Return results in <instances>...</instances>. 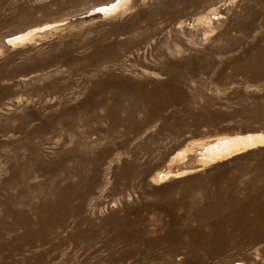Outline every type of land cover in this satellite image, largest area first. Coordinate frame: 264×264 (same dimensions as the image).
<instances>
[{
    "label": "rangeland",
    "instance_id": "374dc122",
    "mask_svg": "<svg viewBox=\"0 0 264 264\" xmlns=\"http://www.w3.org/2000/svg\"><path fill=\"white\" fill-rule=\"evenodd\" d=\"M115 1L0 0V231L10 242L0 252L6 256V264H20L19 261L21 264H182L185 248H179L173 255L160 239L152 246L138 242L131 254L125 253L126 246L121 243H111L110 250L91 252L85 249L86 245L101 246L104 239L77 237L83 228H77L75 223L91 216L98 222L112 212L122 215L127 207L137 205L139 209H132L128 216L131 220L137 215L142 217L139 236L156 238L165 233V222L170 215L160 218L162 213L155 206L148 209L152 211L142 207L144 202L165 203V194L154 193L155 187L173 184L175 200L195 202L196 207L192 209L178 204L174 210L195 226L196 213L200 210L204 213V206L217 200L220 191L223 199H243L251 193L254 183L264 184V145L219 162L226 164L225 167L215 164L200 167L192 153L188 166L195 167L193 172L179 178L170 176L159 184L152 181L154 175L168 170L160 145L168 147L183 136L188 141L182 146L212 140L221 134L264 132V76L251 74L245 84L240 82V74H234L230 82L228 76L219 75L217 64L209 72L200 71V77L189 79L185 85L189 89L198 85L201 94L179 117L185 121L183 131L180 135L173 133L176 129L171 131L170 128L177 127V120H173V126L156 134L158 141L151 140L161 125L158 120L125 131L124 124L110 129L105 105L80 112L78 102L81 104L84 100L91 84L94 63L102 64L105 69L106 65L112 67L116 61H124L163 80V72L154 68L158 59H162L154 56L155 48L151 51L155 38L149 31L163 28L169 37L183 31L187 24L181 26L172 21V12L177 8H191L200 0H127L123 5L128 9L121 14H89ZM199 3L198 8H219L223 15H228L227 8H243L246 4L264 8V0ZM221 20H213L216 29L223 27ZM136 23L147 31L141 47L134 44V38L141 33L134 29ZM256 23L261 22L256 20ZM121 25H126L127 30L122 31ZM259 31L255 29L252 35ZM212 36L209 34L206 42ZM182 38L187 41L189 36ZM98 39L113 44L110 57L91 58L94 49L101 45ZM198 39L205 41L200 36ZM239 49L236 46L234 51ZM224 70L230 72L228 67ZM210 76L212 83L208 84L205 78ZM69 105L77 113L76 119L66 111ZM172 109L168 108V112ZM33 111H63L64 117L53 113L50 125L41 127L38 117H30ZM118 114L123 115V110ZM136 115L141 117L142 112ZM20 118L21 133L16 129ZM34 127L39 129L33 131ZM137 143L139 146L135 148ZM143 143L150 145L149 150L140 147ZM105 147L109 148L107 153ZM66 148H70L71 158L63 165L56 164ZM97 158L99 164L95 163ZM145 161L149 165L145 171L138 167L130 171L132 168H123L127 162ZM183 167L171 165L169 169L175 172ZM123 169L128 170L126 174ZM66 181L85 191L87 198L84 201L76 198L73 204L63 205L61 210L68 217L50 228L42 227L46 203L55 204L59 200L51 187ZM13 196L19 197L21 203ZM8 206L12 207V213H6ZM160 220L164 223L157 227L155 223ZM201 229L206 231L208 227ZM252 249L241 250L251 263L255 257ZM232 253L235 251L229 249L224 255Z\"/></svg>",
    "mask_w": 264,
    "mask_h": 264
},
{
    "label": "bare ground",
    "instance_id": "6f19581e",
    "mask_svg": "<svg viewBox=\"0 0 264 264\" xmlns=\"http://www.w3.org/2000/svg\"><path fill=\"white\" fill-rule=\"evenodd\" d=\"M127 0H116L115 2L101 6L89 14L100 12L104 14H121L128 8L124 7ZM203 1V0H200ZM199 1V2H200ZM198 1L191 5V8H177L172 12L171 20L176 21L178 25L187 24L186 28L179 33L171 34L169 37L163 32V28H153L149 31L150 35L155 38L151 45L157 50L154 56L161 58L154 65V68L160 69L165 78L160 80L159 77L141 72L136 68V64H124V61H116L110 66L94 63L92 66L91 84L85 94L81 104L78 102L80 112L85 111L89 107H97L105 105V117L110 120V129L118 124H124L125 131L135 130L139 125L148 123L152 120H158L160 127L156 129V133L151 135V140L158 141L156 134L161 130L173 126L177 120L176 128H170L174 134L180 135L185 126V121L180 119L185 109L191 103L196 101L200 96L198 85L185 86L191 78L200 77L201 72H209L215 64L219 66L218 74L229 77V82L233 79L234 74H240V82L247 84L254 76H264V8H252L250 4H246L243 8H227L228 15L219 12V8H198ZM102 9V10H101ZM222 28L216 29L213 25L214 19H221ZM259 20L260 25L256 23ZM122 31L127 30L126 25H121ZM135 30L141 33L134 38V44L142 46L145 43V33L139 25H134ZM255 29H260L259 33L252 35ZM188 35L187 41L183 40V35ZM213 34L207 41V36ZM205 38L204 42H200L198 37ZM99 40V39H98ZM100 42V40H99ZM101 45L94 49L91 58L103 59L110 57L112 51V43L100 42ZM236 46H240L238 51H234ZM254 50V52H252ZM185 52V55H178ZM223 53V54H219ZM228 67L230 72L224 69ZM181 69H186L183 72ZM223 73V74H222ZM210 78H205L208 84L212 83ZM87 86L84 84V87ZM110 100L108 103L107 100ZM127 102V105L125 104ZM77 103V102H76ZM175 107L176 105H179ZM74 105V104H73ZM66 108L76 119L77 113L72 110V106ZM173 108L168 112V108ZM123 110L124 114L118 112ZM141 111L142 116L137 117V113ZM65 112V111H64ZM53 113L64 117L63 111H49L42 113L33 111L30 117H38L40 126L47 127L50 125ZM264 113V110H263ZM177 117V118H176ZM21 118L19 119L16 129L21 133ZM39 126V127H40ZM39 127L32 130L37 131ZM71 129V126L70 128ZM188 139L180 137L175 140L174 144L163 147L159 146L160 152L164 155L168 170L157 173L152 177V181L156 184L164 182L168 177L174 176L179 178L189 172H193L195 167H190L192 153H195L194 161L200 167L214 165L225 167L226 164L219 163L222 160L232 158L236 154L249 150L251 148L264 145V132H248L244 134H221L208 141H197L186 144ZM139 143L135 144L138 148ZM150 145L142 144L141 148L149 150ZM108 147L104 152L107 153ZM61 153L59 163L63 165L65 161L71 158L72 152L70 148H66ZM21 166V161L18 162ZM95 163L99 164L100 159H96ZM184 166L175 172L169 167ZM73 166V165H71ZM129 167L140 168L145 171L149 165L147 162H127L123 168ZM126 174L127 169H123ZM187 183L188 180H186ZM52 191L57 200L55 204L47 202L45 206L46 219L42 221V227L50 228L53 224L59 223L60 219L68 217L61 210L63 205L73 204L76 198L84 201L87 198L85 191L71 186L69 182L53 185ZM173 184L155 187L154 193L165 194L166 200L163 204L144 202L142 207L151 209L156 207L162 215L169 214L170 218L165 222V233L153 238L151 236H139V223L142 217L137 215L135 220H131L128 214L132 209L138 210L140 206L134 205L126 208L125 213L117 215L112 212L101 218L98 222L95 217L91 216L86 220L75 223L80 229L79 238L88 235L91 238L104 239L101 246L87 244L85 249L96 252L94 249L110 250L111 243H121L126 246L125 253L131 254L136 249L138 242L144 241L147 246L160 239L167 245V249L173 255H176L179 248L184 247L182 256V264H264V184L254 183L251 193L244 196L243 199H223V191L219 192L217 200H214L204 206L207 215L200 210L196 213L197 225L192 226L185 216H178L175 213V207L183 204L189 209L196 207L195 202H182V199L175 200L172 195ZM10 197V196H9ZM8 197V198H9ZM8 198L5 200L7 203ZM13 198L21 203V199L17 196ZM128 206V205H127ZM203 208V209H204ZM6 213H12V207L5 208ZM152 211V210H148ZM21 215V211H20ZM105 218V219H104ZM21 220V219H19ZM21 224V221L19 222ZM163 221L155 223L157 227L163 225ZM181 223L182 227H178ZM207 226L208 230L203 231L201 227ZM108 243L107 242V236ZM70 237L72 235H69ZM10 245L3 238L0 231V251ZM255 254L254 261H248L242 249H251ZM234 250L235 253L224 255L226 250ZM1 263L6 264V256L0 252ZM124 257V253L122 258ZM21 264V261H19Z\"/></svg>",
    "mask_w": 264,
    "mask_h": 264
},
{
    "label": "snow or ice",
    "instance_id": "6c2138e0",
    "mask_svg": "<svg viewBox=\"0 0 264 264\" xmlns=\"http://www.w3.org/2000/svg\"><path fill=\"white\" fill-rule=\"evenodd\" d=\"M102 10V9H101Z\"/></svg>",
    "mask_w": 264,
    "mask_h": 264
}]
</instances>
